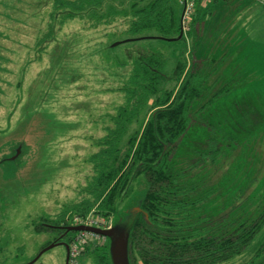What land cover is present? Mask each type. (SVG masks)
Listing matches in <instances>:
<instances>
[{
  "label": "rangeland",
  "instance_id": "obj_1",
  "mask_svg": "<svg viewBox=\"0 0 264 264\" xmlns=\"http://www.w3.org/2000/svg\"><path fill=\"white\" fill-rule=\"evenodd\" d=\"M66 1L71 4L21 0L15 7L19 14L6 8L4 18L0 8V264L29 263L55 242L63 232L60 226L77 225L78 219L108 227L143 197L145 187L139 178L129 185L128 195L116 200L112 213H96L97 203L84 215L80 214L83 207L77 208L87 199L94 200L89 186L94 175L91 160L102 148L99 143L106 128H114L112 117L126 104V91L136 88L132 76L139 58L155 53L166 60L164 73L170 77L158 88L168 91L179 85L172 79L175 69L185 59L188 71L194 53L204 61L202 72L212 71L213 63L220 61L195 111L223 86L232 88L209 105L201 118L217 128L223 153L194 169L186 165L193 158L197 164L205 156L195 150L208 137L207 128L199 125V133L185 143L176 159L198 177L194 186L199 189L190 199L197 203L195 220L201 216L210 220L234 206L244 217H255L264 207V103L262 107L254 94L248 98L258 86L254 83L258 70L255 78L244 73L242 34H220L208 45L215 50L214 56L208 51L204 55L202 49L197 53L192 41L189 45L185 40L160 38L123 42L133 37L129 33L132 10L150 0ZM236 7L228 5L224 12L231 14ZM251 8L264 38V8L255 3ZM190 32L185 34L191 38ZM143 35L159 33L149 30L136 37ZM251 102L258 103L259 115ZM152 105L128 127L121 148H126L135 131H142L155 111ZM202 197L210 198L204 206ZM36 226L44 231H36ZM67 237L75 251L72 264H95L101 253L98 248L107 242L86 231H70ZM263 241L264 227L243 254L217 264H258L260 257L255 254ZM66 254V247L56 245L33 264H65ZM135 256V264H144L137 251Z\"/></svg>",
  "mask_w": 264,
  "mask_h": 264
},
{
  "label": "trees",
  "instance_id": "obj_2",
  "mask_svg": "<svg viewBox=\"0 0 264 264\" xmlns=\"http://www.w3.org/2000/svg\"><path fill=\"white\" fill-rule=\"evenodd\" d=\"M60 3L71 4L70 1L57 0L56 5L60 6ZM72 4L74 10L79 9L75 2ZM201 8L197 7L190 22V35L194 40L200 37V19L204 23L211 7ZM182 12L179 0H150L142 8L132 10L129 33L133 37L123 42L178 37L183 29ZM149 30H156L159 35L136 37ZM181 40H185V34L181 39L172 41ZM192 60L193 65L188 71L189 62L185 59L181 61L172 77L179 85L168 91L158 88L159 83L170 78L164 73L166 60L162 55L155 53L139 58L132 76L136 88L126 91V104L119 106L117 115L112 117L114 128H106L107 134L99 143L102 148L91 160L94 175L89 186L94 200L87 199L77 206L83 207L81 215L89 212L95 203L98 205L96 213L104 216L112 213L116 200L128 195L129 185L142 178L145 187L140 199L142 211L135 217L129 239L131 264L136 263L135 251L144 264H217L243 254L264 227V207L253 218L244 217L235 206L227 213L212 216L210 220L202 216L198 221L194 218L193 206L197 203L190 199L199 187L194 186L198 177L190 170L198 163L216 161L223 153L217 128L201 118L209 105L232 88L228 84L223 86L207 104L195 111V105L209 91L207 84L213 78V70L217 71L221 63H213V72L206 73L202 72L204 61L195 53ZM151 98H155L153 103H150ZM151 105L155 111L142 131H135L127 140L126 148H121L120 143L128 134V127L140 120ZM199 125L207 128L208 137L205 143H198L195 150L200 157L205 156L196 160L197 164L194 158L188 160L186 165L191 169L182 167L176 160L179 150L196 132L199 133L196 130ZM199 194L201 196L202 192ZM209 199L202 197L203 206ZM42 230L36 229L38 232ZM98 251L101 253L95 264H112L109 239ZM255 256L260 257L258 264H264V241L257 247Z\"/></svg>",
  "mask_w": 264,
  "mask_h": 264
},
{
  "label": "crops",
  "instance_id": "obj_3",
  "mask_svg": "<svg viewBox=\"0 0 264 264\" xmlns=\"http://www.w3.org/2000/svg\"><path fill=\"white\" fill-rule=\"evenodd\" d=\"M21 0H0V8L2 10V17L4 18V13H6V8L12 10L19 14L15 7L17 3ZM259 1V2H258ZM180 2V0H179ZM255 3L264 6L261 4L260 0H214L208 2L206 5H203L202 8L211 7L208 16L206 17L204 23H202V33L197 40H194L193 37L186 36L185 31V41L189 45L196 44L197 53L200 49L203 50L204 55L205 52L208 51L212 56L215 55V50L208 48V45L213 44L217 37L220 34L224 33H232L241 36L242 49L241 55L244 57V62L246 63L244 73L250 79L252 76L255 78L254 74L256 70H258V76L254 83L258 82V86L255 89L252 88V91L249 93L253 97L260 98V105L263 107L264 103V88H262V82H264V77L261 78V73L264 75V38L260 36V26L258 22V16L252 11L251 4ZM228 5H236L237 7L232 11L231 14H226L224 10ZM13 13V14H15ZM1 14V13H0ZM219 15V16H218ZM0 16V17H1ZM194 17V15H193ZM215 18V19H213ZM229 19V21H225V19ZM192 22V20H191ZM244 35V36H243ZM6 38V36H4ZM203 43V45H202ZM222 54V53H220ZM200 55V54H199ZM258 101V100H257ZM258 104V103H257ZM254 103H250L251 109L253 108L256 113L259 115L261 112L258 109V105ZM260 106V107H261Z\"/></svg>",
  "mask_w": 264,
  "mask_h": 264
},
{
  "label": "water",
  "instance_id": "obj_4",
  "mask_svg": "<svg viewBox=\"0 0 264 264\" xmlns=\"http://www.w3.org/2000/svg\"><path fill=\"white\" fill-rule=\"evenodd\" d=\"M183 29L181 33L176 38H163L169 41L179 40L183 36ZM141 199V198H140ZM140 199L137 201L135 205L127 206V209L118 216L109 227H101L97 225H71L67 226V231H75V232H90L96 235H100L109 239V253L112 264H131L129 259V239L130 232L133 222L135 220L136 215L142 211L140 205ZM61 243L56 244L51 243L47 247L41 250V252L29 263L33 264L37 261V259L44 253L45 251L55 247L56 245H60ZM68 256L70 254V248L66 245ZM66 264H69L68 261Z\"/></svg>",
  "mask_w": 264,
  "mask_h": 264
},
{
  "label": "built area",
  "instance_id": "obj_5",
  "mask_svg": "<svg viewBox=\"0 0 264 264\" xmlns=\"http://www.w3.org/2000/svg\"><path fill=\"white\" fill-rule=\"evenodd\" d=\"M210 1H214V0H180V4L183 6L182 28H183L184 32L190 29V22L192 20V17L194 15L197 7L198 6L202 7L203 5H206ZM260 2L264 6V0H260ZM88 220H90V219H88ZM79 224L96 225V224H94V222H84L83 220L78 219L77 225H79ZM97 226H99V225H97ZM74 252L75 251H74L73 247L70 246V255L72 258V262H73L74 256H75Z\"/></svg>",
  "mask_w": 264,
  "mask_h": 264
},
{
  "label": "flooded vegetation",
  "instance_id": "obj_6",
  "mask_svg": "<svg viewBox=\"0 0 264 264\" xmlns=\"http://www.w3.org/2000/svg\"><path fill=\"white\" fill-rule=\"evenodd\" d=\"M59 228H62L63 232L61 234H59V237L55 240V243L58 244V243H61L60 245H63L64 247H66V245L69 246L70 248V244L68 242V235L70 234V231H67L66 228H64L63 226H60ZM66 251H67V248H66ZM69 264H72V258H71V255L69 254L68 256V252L66 254V259H65V264L67 263Z\"/></svg>",
  "mask_w": 264,
  "mask_h": 264
},
{
  "label": "bare ground",
  "instance_id": "obj_7",
  "mask_svg": "<svg viewBox=\"0 0 264 264\" xmlns=\"http://www.w3.org/2000/svg\"><path fill=\"white\" fill-rule=\"evenodd\" d=\"M259 2V1H258Z\"/></svg>",
  "mask_w": 264,
  "mask_h": 264
}]
</instances>
